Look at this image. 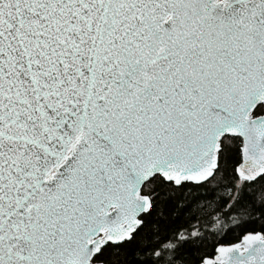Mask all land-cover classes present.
Wrapping results in <instances>:
<instances>
[{"label":"snow or ice","instance_id":"6c2138e0","mask_svg":"<svg viewBox=\"0 0 264 264\" xmlns=\"http://www.w3.org/2000/svg\"><path fill=\"white\" fill-rule=\"evenodd\" d=\"M0 264H264V0H0Z\"/></svg>","mask_w":264,"mask_h":264}]
</instances>
